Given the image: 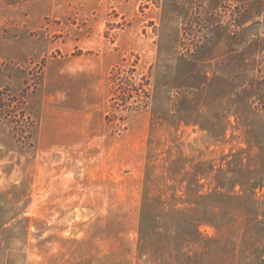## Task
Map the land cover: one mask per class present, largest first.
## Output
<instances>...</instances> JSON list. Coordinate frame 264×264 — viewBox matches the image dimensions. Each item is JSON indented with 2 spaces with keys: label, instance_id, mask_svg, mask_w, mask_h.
I'll list each match as a JSON object with an SVG mask.
<instances>
[{
  "label": "rangeland",
  "instance_id": "obj_1",
  "mask_svg": "<svg viewBox=\"0 0 264 264\" xmlns=\"http://www.w3.org/2000/svg\"><path fill=\"white\" fill-rule=\"evenodd\" d=\"M263 76L264 0H0V264H264Z\"/></svg>",
  "mask_w": 264,
  "mask_h": 264
},
{
  "label": "trees",
  "instance_id": "obj_2",
  "mask_svg": "<svg viewBox=\"0 0 264 264\" xmlns=\"http://www.w3.org/2000/svg\"><path fill=\"white\" fill-rule=\"evenodd\" d=\"M262 80L264 82V76ZM122 88L123 87L119 85L117 89L121 91ZM23 104L24 101L21 97L10 93L8 88L0 87V120L4 119L8 122H16V133L19 134L24 132L21 124L19 123V120L25 117Z\"/></svg>",
  "mask_w": 264,
  "mask_h": 264
}]
</instances>
